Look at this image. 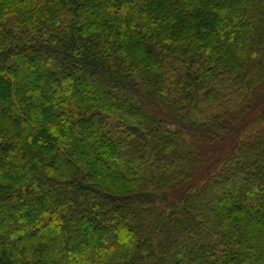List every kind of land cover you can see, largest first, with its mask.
<instances>
[{
	"label": "trees",
	"instance_id": "obj_1",
	"mask_svg": "<svg viewBox=\"0 0 264 264\" xmlns=\"http://www.w3.org/2000/svg\"><path fill=\"white\" fill-rule=\"evenodd\" d=\"M0 264H264V0H0Z\"/></svg>",
	"mask_w": 264,
	"mask_h": 264
},
{
	"label": "rangeland",
	"instance_id": "obj_2",
	"mask_svg": "<svg viewBox=\"0 0 264 264\" xmlns=\"http://www.w3.org/2000/svg\"><path fill=\"white\" fill-rule=\"evenodd\" d=\"M238 102L233 96L224 100L221 105H204L199 104L196 110L193 111V117L197 121L204 120L205 118L214 115L218 112H222L223 109L235 105ZM235 192H241V189H236ZM54 214V213H53ZM54 223L59 224L57 216H54Z\"/></svg>",
	"mask_w": 264,
	"mask_h": 264
}]
</instances>
